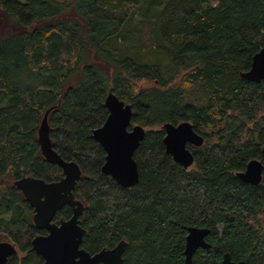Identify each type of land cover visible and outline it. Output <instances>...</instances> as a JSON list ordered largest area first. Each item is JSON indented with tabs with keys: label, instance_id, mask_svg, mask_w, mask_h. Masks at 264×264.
<instances>
[{
	"label": "trees",
	"instance_id": "16d2710c",
	"mask_svg": "<svg viewBox=\"0 0 264 264\" xmlns=\"http://www.w3.org/2000/svg\"><path fill=\"white\" fill-rule=\"evenodd\" d=\"M264 45V0H0V240L9 264H42L30 239L44 233L14 181L57 179L41 154L46 109L52 147L80 168L81 246L126 240L122 264H186L188 226L209 228L188 264H221L224 252L264 264V81L239 75ZM112 90L144 135L133 152L138 180L101 172L91 131ZM188 120L203 142L183 167L165 151L166 121ZM262 162L257 184L236 171ZM71 214L63 205L54 221Z\"/></svg>",
	"mask_w": 264,
	"mask_h": 264
},
{
	"label": "water",
	"instance_id": "95a60500",
	"mask_svg": "<svg viewBox=\"0 0 264 264\" xmlns=\"http://www.w3.org/2000/svg\"><path fill=\"white\" fill-rule=\"evenodd\" d=\"M239 75L249 81H264V45L256 50L248 69L239 71ZM107 115L104 121L91 131L92 137L105 152L100 170L110 175L123 187L138 180V170L133 152L144 135V127L139 123L130 125L131 105L124 102L112 90L104 97ZM46 109L37 128L39 149L44 158L61 169V176L45 180L34 175H24L14 181L23 197L32 206V221L36 228L46 233H37L30 239L31 248L43 259L42 264H122V255L126 240L121 238L111 247H102L89 253L81 244L84 227L79 223L83 203L74 196L73 188L80 176V168L74 160L63 159L52 147L49 136ZM162 138L165 151L183 167L193 162V153L188 144L195 146L203 142V136L197 132L188 120L166 121L162 124ZM264 157V145L261 148ZM262 162L250 158L236 175L244 182L257 184L261 180ZM71 207V214L54 221L55 212L63 205ZM209 228L191 225L187 228L184 244V261L190 263L196 248L208 247L205 240ZM15 252V246L7 240H0V264H7V257ZM221 264H243L242 260L233 261L230 254L224 252Z\"/></svg>",
	"mask_w": 264,
	"mask_h": 264
},
{
	"label": "flooded vegetation",
	"instance_id": "af4514ba",
	"mask_svg": "<svg viewBox=\"0 0 264 264\" xmlns=\"http://www.w3.org/2000/svg\"><path fill=\"white\" fill-rule=\"evenodd\" d=\"M55 213H56V212H55ZM53 220H54V218H53ZM58 221H59V220H58ZM58 221H57V222H58ZM42 230H44V231H45L44 233H46V230H45V229H42ZM205 240H206V239H205ZM14 253H15V252H14ZM14 253H13V254H14ZM13 254H11V255H13ZM9 256H10V255H9ZM9 256H8V257H9ZM8 257H7V264H9V263H8ZM230 259L233 260V261L240 260V259H233V258H231V256H230ZM242 261H243V260H242ZM243 264H244V263H243Z\"/></svg>",
	"mask_w": 264,
	"mask_h": 264
}]
</instances>
